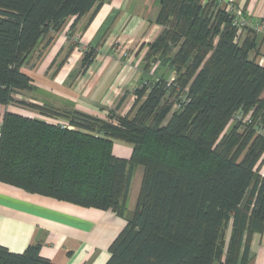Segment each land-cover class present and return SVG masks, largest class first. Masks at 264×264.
Wrapping results in <instances>:
<instances>
[{
	"label": "trees",
	"instance_id": "trees-1",
	"mask_svg": "<svg viewBox=\"0 0 264 264\" xmlns=\"http://www.w3.org/2000/svg\"><path fill=\"white\" fill-rule=\"evenodd\" d=\"M107 1L0 0V104L57 120L5 114L0 182L121 216L141 166L135 215L106 264H247L253 235L264 230V67L249 57L256 33L241 42L220 0H160L163 30L148 45L146 68H167L174 82H144L132 117L103 120L16 98L38 92L23 71L35 52L71 21L90 26ZM182 94L187 104L176 110ZM115 141L132 146L129 160L114 154ZM0 264L54 263L30 245L21 254L0 246Z\"/></svg>",
	"mask_w": 264,
	"mask_h": 264
},
{
	"label": "crops",
	"instance_id": "crops-1",
	"mask_svg": "<svg viewBox=\"0 0 264 264\" xmlns=\"http://www.w3.org/2000/svg\"><path fill=\"white\" fill-rule=\"evenodd\" d=\"M225 4L249 22L238 36L241 42L250 30L256 33V45L249 57L264 67V32L254 29L257 23H264V0H225ZM159 11L160 0H109L90 26H70L71 21L54 35L39 58L40 50L35 52L33 66L23 69L38 92L16 98L103 120L113 114L134 116L139 106L135 107L136 91L150 78L166 74L157 65L150 71L146 68L148 45L163 30L156 23ZM87 49H95L96 55L84 70L81 65ZM173 77L167 69L166 78ZM8 112L57 122L35 110L0 104V130ZM113 152L129 160L133 148L114 142ZM260 171L264 176V159ZM135 212L128 210L120 216L111 210L81 207L0 182V246L21 254L30 245H39L41 257L54 264H106L112 244ZM247 264H264V230L253 235Z\"/></svg>",
	"mask_w": 264,
	"mask_h": 264
},
{
	"label": "built area",
	"instance_id": "built-area-1",
	"mask_svg": "<svg viewBox=\"0 0 264 264\" xmlns=\"http://www.w3.org/2000/svg\"><path fill=\"white\" fill-rule=\"evenodd\" d=\"M220 2L223 4L225 10L234 16L233 25L237 27L238 30L237 37H238L239 34L242 32V30H244V28H246L249 25V22L242 16L241 12L236 10L233 6L229 4H225V0H220ZM254 27L256 31L258 30L264 32L263 22L257 23ZM173 82H174V78L168 80V86L170 87ZM187 101L188 100L184 94L180 95L177 98L176 103L174 104V109L181 110L187 104ZM236 118L237 120L239 121L243 120L244 122H250L251 119L249 115L246 116L242 114V112H239ZM0 137H1V133H0Z\"/></svg>",
	"mask_w": 264,
	"mask_h": 264
},
{
	"label": "rangeland",
	"instance_id": "rangeland-1",
	"mask_svg": "<svg viewBox=\"0 0 264 264\" xmlns=\"http://www.w3.org/2000/svg\"><path fill=\"white\" fill-rule=\"evenodd\" d=\"M69 24L70 23H68V26H69ZM254 29H255V27H254ZM257 32H262V31H258L257 30ZM87 50H89V49H87ZM163 73H166V74H164V76L167 77V68H164V72ZM44 94H45L46 97H49L46 93H44ZM243 130H244V128L241 126L240 131H243ZM115 144H117V145H125V146H128V147L132 148L131 145H129L127 143H124V142H121V141H115ZM143 172H144L143 171V167H141V166H137L134 169V173H133V177H132V182H131L129 194H128V196L126 198V201H125V209H126L125 212H128V210H134V209L137 208L140 188H141V184H142V180H143Z\"/></svg>",
	"mask_w": 264,
	"mask_h": 264
}]
</instances>
